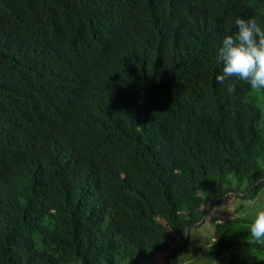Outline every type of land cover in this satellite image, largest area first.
Returning <instances> with one entry per match:
<instances>
[{
    "label": "trees",
    "instance_id": "16d2710c",
    "mask_svg": "<svg viewBox=\"0 0 264 264\" xmlns=\"http://www.w3.org/2000/svg\"><path fill=\"white\" fill-rule=\"evenodd\" d=\"M238 17L264 0H0V264H174L260 196L264 90L216 81Z\"/></svg>",
    "mask_w": 264,
    "mask_h": 264
},
{
    "label": "rangeland",
    "instance_id": "374dc122",
    "mask_svg": "<svg viewBox=\"0 0 264 264\" xmlns=\"http://www.w3.org/2000/svg\"><path fill=\"white\" fill-rule=\"evenodd\" d=\"M262 209L264 190L256 200H246L238 194L225 197L223 205L211 209L207 219L189 232L191 243L187 249L181 248L183 242L180 238L174 240L173 251H180L174 264H229V255L213 258L209 254L210 248L221 240L242 245V249L235 250L233 254L243 262L264 260V238L256 241L250 233V225L257 211ZM162 264H168V261H163Z\"/></svg>",
    "mask_w": 264,
    "mask_h": 264
},
{
    "label": "clouds",
    "instance_id": "9594fccd",
    "mask_svg": "<svg viewBox=\"0 0 264 264\" xmlns=\"http://www.w3.org/2000/svg\"><path fill=\"white\" fill-rule=\"evenodd\" d=\"M235 25L238 30L226 34L217 50V63L223 67L216 81L222 84L225 79L236 78L252 90H264V30L255 18L238 17ZM250 233L256 241L264 238V209L257 211Z\"/></svg>",
    "mask_w": 264,
    "mask_h": 264
}]
</instances>
